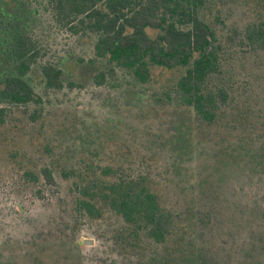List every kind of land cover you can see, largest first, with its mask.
I'll return each mask as SVG.
<instances>
[{
    "label": "trees",
    "instance_id": "1",
    "mask_svg": "<svg viewBox=\"0 0 264 264\" xmlns=\"http://www.w3.org/2000/svg\"><path fill=\"white\" fill-rule=\"evenodd\" d=\"M58 35L92 43L90 61L77 65V83H67L49 60ZM153 68L179 74L166 93L170 100L176 93L184 116L179 135L160 147L168 169L156 152H106V141L88 144L93 134L86 133L68 146L47 144L48 164L23 177L37 185L38 196H60L71 236L100 224L116 249L148 254L151 264H263L260 245L232 251V234L225 247L215 245L219 210L214 201L198 202L197 181L191 189L178 186L193 204L173 203L168 191L177 180L186 184L183 173L203 128L218 129L221 148L235 139L222 151L228 168L247 159V177L264 183V0H0V125L16 114L39 124L50 95L82 79L103 84L121 71L145 85ZM157 103L154 111L166 105ZM255 201L253 208H262Z\"/></svg>",
    "mask_w": 264,
    "mask_h": 264
},
{
    "label": "rangeland",
    "instance_id": "2",
    "mask_svg": "<svg viewBox=\"0 0 264 264\" xmlns=\"http://www.w3.org/2000/svg\"><path fill=\"white\" fill-rule=\"evenodd\" d=\"M50 44V62L64 71L67 83H77V65L82 60L90 61L92 43L58 35ZM151 71V80L145 85L135 83L121 71L103 84H97L92 77L82 79L78 86L50 95L39 124H31L28 118L16 114L0 125V245L5 246L0 264H151L148 254L128 255L116 249L109 232L100 224L84 228L77 237L71 236L66 228L69 218L59 205L60 196H38L37 185L23 177L26 170L48 164L44 154L47 144L68 146L86 133L93 134L88 144L94 141L97 146L106 141V152L122 153L126 148L138 153L156 152L165 162L161 165L168 169V153L160 147H167V139L179 135L184 116L178 110L176 93L172 94L173 100L166 93L175 89L179 74L161 68ZM158 99L166 105L154 111ZM202 130L195 138L194 162L183 173L187 182L169 184V200L175 203L183 199L193 204L178 186L191 189L197 181L203 186L202 192L197 189L198 202L208 205L214 201L219 210L221 233L215 245L223 247L232 234V251L247 242L264 247V183L247 177V173L251 174L247 159L239 167L228 168L232 162L222 151L230 144L234 148L235 139H229L221 148L218 129ZM97 133L99 137H94ZM62 190L70 201L65 183ZM255 200L262 208H253ZM249 232L252 239L247 237ZM261 262L264 264L263 254Z\"/></svg>",
    "mask_w": 264,
    "mask_h": 264
},
{
    "label": "water",
    "instance_id": "3",
    "mask_svg": "<svg viewBox=\"0 0 264 264\" xmlns=\"http://www.w3.org/2000/svg\"><path fill=\"white\" fill-rule=\"evenodd\" d=\"M89 243H92L91 241H89ZM86 244H87V242H86Z\"/></svg>",
    "mask_w": 264,
    "mask_h": 264
}]
</instances>
